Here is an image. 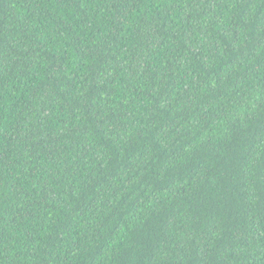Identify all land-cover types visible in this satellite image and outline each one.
Wrapping results in <instances>:
<instances>
[{
    "label": "trees",
    "instance_id": "trees-1",
    "mask_svg": "<svg viewBox=\"0 0 264 264\" xmlns=\"http://www.w3.org/2000/svg\"><path fill=\"white\" fill-rule=\"evenodd\" d=\"M0 264H264V0H0Z\"/></svg>",
    "mask_w": 264,
    "mask_h": 264
}]
</instances>
